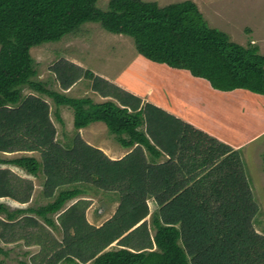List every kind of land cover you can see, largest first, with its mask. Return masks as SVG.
I'll return each instance as SVG.
<instances>
[{
  "label": "trees",
  "instance_id": "trees-1",
  "mask_svg": "<svg viewBox=\"0 0 264 264\" xmlns=\"http://www.w3.org/2000/svg\"><path fill=\"white\" fill-rule=\"evenodd\" d=\"M99 1L0 0V152L41 156L25 153L0 163L33 176L42 173L43 196L52 199L18 208L0 201V243L40 245L35 264H264V234L254 227L258 204L240 150L66 59L52 68L61 88L84 76L108 99L95 102L54 90L36 79L31 49L95 22L132 37L147 59L187 70L215 89L263 95L264 54L211 27L192 0L166 5L109 0L106 8ZM26 85L71 107L75 129L104 122L123 147L133 149L112 159L80 133L70 145L60 144L48 102L23 95ZM80 184L119 194L116 212L102 225L88 221L85 199L63 210L84 192ZM33 189L30 180L0 168V198L27 203ZM150 198L158 209L149 226ZM37 217L60 227L63 238H55ZM114 242L119 247L107 249ZM0 253L7 252L0 246Z\"/></svg>",
  "mask_w": 264,
  "mask_h": 264
},
{
  "label": "rangeland",
  "instance_id": "rangeland-1",
  "mask_svg": "<svg viewBox=\"0 0 264 264\" xmlns=\"http://www.w3.org/2000/svg\"><path fill=\"white\" fill-rule=\"evenodd\" d=\"M155 1L159 5H164L183 0ZM108 2L109 0H100L98 5L100 8H106ZM225 6L231 7L229 4ZM247 28L246 30L245 28L243 30H234V34L230 32V36H232L230 38L233 41L245 43L249 39ZM235 35L237 37L240 36V38H236ZM246 35L247 39L244 37ZM249 42L251 43L250 39L246 43L248 44L247 46L250 45ZM31 54L38 70L36 79L48 82L50 88L69 96H90L95 102L105 101L107 97H103L92 90V81L90 79L82 76L69 89H63L52 69L53 66L59 60L66 59L81 66L84 70H91L102 77L115 78L127 69L128 65L132 63V60L137 55L140 60L136 61L137 63L133 71L123 78V82L139 91L145 100L152 101L153 103L158 102L168 110L177 111L182 115L192 118L201 125L209 126L216 130L219 128L218 122L222 120H224L222 121L223 123L226 122L222 113H219L217 110L219 100L222 102V96L216 91L209 90L206 87L205 81L203 83V80H196V77H193L184 69H172L166 65L162 67L156 65V62L150 63L149 61H145L139 55L132 37L110 32L102 28L99 23H84L76 32L65 35L58 42H48L32 47ZM30 93L39 95L48 102L52 121L57 128L56 139L60 144L64 146L70 145L75 135L80 133L86 142L100 148L109 157L111 156L110 158L112 159H117L131 150L130 148L126 149L123 147L115 134L111 133V130L105 127L106 125L99 123L100 121L93 122L87 127L77 130L73 125L74 116L71 107L66 105L58 106L53 98L48 95L40 94L27 85L24 86L23 95ZM57 115L62 118V122L57 119ZM25 153L34 155L41 160L40 153L37 151L0 152V158L10 159ZM240 153L254 199L258 204V212L254 217V227L258 232L264 234V142L247 145L241 149ZM163 159L164 157L160 158L159 161ZM0 168H11L19 176L30 180L34 186L32 197L27 203H20L11 198H0V201L5 202L10 208L36 206L52 200L43 196L45 178L42 173L38 176H33L10 163H0ZM80 186L83 187L84 192L81 196L68 201L63 210L78 199H85L88 201L86 209L88 221L93 225L100 226L116 212L120 203L119 194L115 191L98 189L91 184H80ZM148 203L150 214L145 220H147L150 226L158 207L153 198H150ZM57 216L58 214H55L54 218L57 219ZM0 218H4V215L1 214ZM37 218L55 238L58 240L63 238L60 227L48 226L41 218ZM151 233L154 234L153 229ZM0 246L7 252L6 254L0 253V260H3L4 264H22V262L35 264L33 257L41 251L40 245H27L24 240L10 243L2 241ZM117 247L119 245L114 242L107 249ZM59 264L67 263L61 262ZM84 264H92V262L89 261Z\"/></svg>",
  "mask_w": 264,
  "mask_h": 264
},
{
  "label": "crops",
  "instance_id": "crops-1",
  "mask_svg": "<svg viewBox=\"0 0 264 264\" xmlns=\"http://www.w3.org/2000/svg\"><path fill=\"white\" fill-rule=\"evenodd\" d=\"M192 1H194L197 4L200 11L203 13L207 23L211 27L218 28L220 30L228 32L229 36H230V32L234 34L233 33L234 30H243V28H245L246 30V27H248L247 28L248 34L247 33L246 34L248 35L251 41V43L249 42L250 45L256 46L258 48L259 53L264 54V0H192ZM226 4L227 5L229 4L231 7L228 6L226 7L225 6ZM247 35L244 36L245 39H247L246 38ZM230 37L232 38V36ZM236 38L239 39L240 36L239 37L236 36ZM249 39H247L245 43L240 42V44L247 46L248 44L246 43L248 42ZM139 55L145 61L147 62L149 61L150 63L151 62L155 63L154 61L147 59L142 54L139 53ZM136 56L134 57L135 59L132 60V63L128 65L127 69H125L123 73L118 77L115 78L106 77V76L104 77L109 81L117 84L118 86L130 91L131 93L138 95L139 97L142 98L143 101H148L145 100V98L139 91L133 89L131 86L123 82V78L127 77L126 75H129L133 71L137 63L136 61L140 60L139 57ZM155 64L162 67H165L166 65L164 63H157V62ZM199 79L200 77L199 78L196 77V80ZM200 80H203V83L206 82L205 83L207 85L206 87L209 90L216 91L222 96L221 99L222 102L219 100L217 110L219 113H222V116L223 118H225L226 122L223 123L222 121L224 120L218 122L219 125L218 130L209 126L201 125L192 118L182 115L177 111L168 110L166 107H164L162 104L158 102H154V104L176 115L177 117H180L185 121L192 123L196 127L208 132L209 134L215 136L219 140L231 145L234 149H238L241 151V149L247 145H253V144L255 145L262 141L264 142V95L263 94L255 93L243 88H237L231 91H221L213 88L209 83V81H207L206 79L205 80L200 79ZM99 123L106 125L104 122L101 121ZM105 127H107V125ZM130 149L132 150V147ZM130 151H128L127 153H129ZM126 154L118 158H122Z\"/></svg>",
  "mask_w": 264,
  "mask_h": 264
},
{
  "label": "bare ground",
  "instance_id": "bare-ground-1",
  "mask_svg": "<svg viewBox=\"0 0 264 264\" xmlns=\"http://www.w3.org/2000/svg\"><path fill=\"white\" fill-rule=\"evenodd\" d=\"M160 79V78H159Z\"/></svg>",
  "mask_w": 264,
  "mask_h": 264
}]
</instances>
